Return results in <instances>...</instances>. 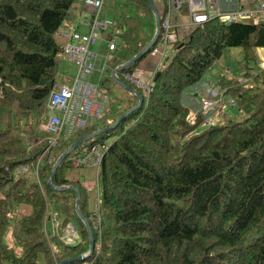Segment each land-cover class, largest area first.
<instances>
[{
    "label": "trees",
    "instance_id": "1",
    "mask_svg": "<svg viewBox=\"0 0 264 264\" xmlns=\"http://www.w3.org/2000/svg\"><path fill=\"white\" fill-rule=\"evenodd\" d=\"M81 1L0 0V264H59L89 251L76 191L55 189L49 178L71 144L113 124L139 101L126 89V96L111 95L109 84H115L113 70L152 41L155 15L148 0H104L118 41L102 79L108 111L45 152L50 134L41 125L50 93L65 77L59 67L67 58L66 39L59 32L65 26L79 30ZM154 3L161 20L166 3ZM155 45L121 72L138 71ZM230 47L264 48V18L228 23L213 17L180 35L152 91L138 89L141 106L60 163L54 186L81 189L79 208L95 242L101 241L98 254L66 264H264V67L248 65L257 54L244 55L241 79L226 72L211 78L226 107L210 122L204 123L201 106L191 120L184 101ZM96 144L104 156L91 204L82 182L93 169L75 167L72 158ZM69 223L78 233L73 243L66 241Z\"/></svg>",
    "mask_w": 264,
    "mask_h": 264
},
{
    "label": "built area",
    "instance_id": "2",
    "mask_svg": "<svg viewBox=\"0 0 264 264\" xmlns=\"http://www.w3.org/2000/svg\"><path fill=\"white\" fill-rule=\"evenodd\" d=\"M157 1L161 4L166 3V12L161 18L163 31L161 36L159 35L156 47L151 51L152 55L164 54L163 52L172 48L180 35L213 17H219L228 23L258 21L264 18V0H253L255 7L250 9L228 8L224 5L223 0ZM84 2L92 9L91 18L87 23L88 30L81 32L70 26H65L59 32L66 39L64 53L75 64L77 72L73 77H65L62 83L56 84L50 93L47 104L48 116L42 124L43 130L50 134L46 151L54 147L60 139L70 138L78 131L96 124L108 111L110 96L102 85V79L105 77L109 67L108 62L118 41L111 32L112 18L101 16L104 0H84ZM183 8L187 9L185 16L181 12ZM178 15L185 17L186 21H182L181 18L177 20ZM93 75L97 76V82L91 80ZM123 77L130 85L145 94L152 91L154 77L145 79L141 70L126 71L123 73ZM232 102L230 100V103ZM222 106L219 92L212 88L209 96L201 101V110L206 116L205 122H210L212 113L215 114ZM77 153L80 154L73 158L74 166L84 165L94 168L98 176L104 156L102 148L96 144L84 147ZM97 176L95 179H86L82 182L87 191L97 188L95 192L98 193ZM98 222H100L99 217ZM74 232L73 229V232L66 236L67 242L74 241L76 237Z\"/></svg>",
    "mask_w": 264,
    "mask_h": 264
},
{
    "label": "rangeland",
    "instance_id": "3",
    "mask_svg": "<svg viewBox=\"0 0 264 264\" xmlns=\"http://www.w3.org/2000/svg\"><path fill=\"white\" fill-rule=\"evenodd\" d=\"M182 10H184L187 13L186 8H183ZM101 16L111 17L112 11L107 9V8H103ZM177 18H178L177 20H180V18H181L182 21H186V18L183 16L180 17L178 15ZM56 38H57L58 42H60V43H62L64 41L63 37L60 35H56ZM259 49H261V48L245 49L243 47H230V48L225 49L222 58L219 61L215 62V64L212 66V68L207 71V73L205 74L206 75L205 80H203V82L199 83L198 85L206 83V82L210 81L211 78H215L218 75H220L221 73H225V72L232 75V76H235V73H236V75L241 79V76L244 73H242L243 70L240 69V65H245L247 63V60L244 58V55L246 54V52H249L250 55L258 54ZM145 60L146 59H144L143 61H145ZM258 61H259L258 58L257 59H254V58L250 59L249 64H248L249 67H253L254 70H257L259 68ZM239 71H241V72L239 73ZM59 72L61 73L62 76L73 77L76 74L77 69H76L75 64L72 61H70L68 58L65 57L62 60V62L60 63ZM91 80L93 82H97V76L93 75ZM207 84H209V82L206 83V85ZM198 85H196V86H198ZM109 88L111 90V95H113V94L124 95V96L127 95L125 88H123L120 84H118L116 82H115V84L110 83ZM212 88H214V87H212ZM225 107H226V105L222 106V108H225ZM227 109L230 110L231 107L226 108V111H227ZM217 113H218V110L215 112V114H217ZM189 118L191 120H194V114H191ZM204 123H206V122L204 121ZM41 128H42V125H41ZM42 130H43V128H42ZM48 150L50 151V149H47V151ZM45 152H46V149H45ZM92 169L93 170H91L90 173H88V175H86V179H95L96 178L97 171L94 170V168H92ZM97 180H98V178H97ZM96 190H97V188L95 190L89 191V192H91V195H90V203L91 204H93L96 201V199H95V194H96L95 191ZM23 211H26L25 208H23ZM69 224H68L69 227L67 226V229H66V236H68L71 232H73V229H74L75 230L74 234H76V237L74 238V241H75V239L78 237L76 227L73 223H69ZM93 225H94V228L97 229V231H99L101 228V220H100V222H98V217H96ZM100 235H101V233H100ZM100 235H98V236H100ZM73 242H70V243H73ZM100 247H101V241H100V238L98 237L97 243L95 242L93 254H98L100 251ZM86 264H90V263H86Z\"/></svg>",
    "mask_w": 264,
    "mask_h": 264
},
{
    "label": "water",
    "instance_id": "4",
    "mask_svg": "<svg viewBox=\"0 0 264 264\" xmlns=\"http://www.w3.org/2000/svg\"><path fill=\"white\" fill-rule=\"evenodd\" d=\"M149 5L155 15V19H156V24H157V31L156 34L154 36V38L152 39V41L139 53L137 54L135 57H133L131 60H129L128 62L123 63L121 66L117 67L116 69L113 70L112 73V79L120 84L123 88H125L126 90H128L130 93L135 94L137 96V98L139 99L138 104L133 107L131 110H129L128 112L124 113L121 117H119L113 124L101 128L99 130H96L94 132H90L87 133L85 135H83L81 138H79L77 141H75L73 144H71L59 157V159L56 161V163L53 166L50 178H49V185L55 189L58 190H67V189H74L76 191V204H75V209L76 212L78 214V216L80 217V219L83 221V223L85 224L87 231H88V235H89V240H90V248L89 251L86 254H82L79 255L77 257L74 258H69V259H65L62 262H60L59 264H66V263H70V262H74V261H79V260H85L86 258H88L89 256L92 255L93 251H94V247H95V238H94V233L92 231V228L88 222V220L85 218V216L82 214L79 206H80V200H81V190L78 187L75 186H65V187H56L53 184V179L55 176V173L57 171V168L59 167L60 163L72 152L74 151L76 148H78L80 145H82L83 143L89 141L90 139L97 137L103 133L108 132L111 129H114L119 122L124 119L127 114H129L130 112H132L134 109L138 108L141 106L142 102H143V96L141 95V93L132 85L128 84L126 81L121 80L118 77V74L126 69L127 67H129L130 65H132L133 63H135L136 61H138L139 59H141L142 57L146 56L149 52L150 49L153 47V45H155L158 41L159 35H160V31H161V20H160V14L158 13V10L156 8V5L154 3V0H148ZM160 72L158 71L156 73V76L154 78V80L157 79V77L159 76Z\"/></svg>",
    "mask_w": 264,
    "mask_h": 264
},
{
    "label": "crops",
    "instance_id": "5",
    "mask_svg": "<svg viewBox=\"0 0 264 264\" xmlns=\"http://www.w3.org/2000/svg\"><path fill=\"white\" fill-rule=\"evenodd\" d=\"M223 3L228 8L243 7L250 9L255 7L254 5L255 3L253 2V0H223ZM78 10L80 11L79 13L80 23L78 29L82 32H86L88 30L87 23L91 18L92 9L88 5H86L85 2L82 0ZM181 12L185 16V11L181 10ZM248 21L250 22L253 20H248ZM163 53L164 54H155L148 56L145 61L140 63L138 69L143 71V75L145 79H150L151 77L155 76V74L159 71L162 65L167 62L171 50H167V52H163ZM257 56L259 60L258 61L259 66L264 67V48L258 50ZM240 72L241 71H239V73ZM235 76H237L236 73ZM206 83H203L201 85L197 84L198 86L196 85L193 86L188 91L186 97L184 98V101L190 107V113L192 114H196V111L200 110L201 100L207 97L209 90L213 85V84L206 85ZM209 83H213V82H209Z\"/></svg>",
    "mask_w": 264,
    "mask_h": 264
},
{
    "label": "bare ground",
    "instance_id": "6",
    "mask_svg": "<svg viewBox=\"0 0 264 264\" xmlns=\"http://www.w3.org/2000/svg\"><path fill=\"white\" fill-rule=\"evenodd\" d=\"M16 62H17V61H16ZM13 63H14V61H13ZM18 63H19V62H18ZM18 63H17V64H18ZM75 153H76V152H75ZM71 154H72V153H71ZM75 155H76V154H75ZM72 159H73V158H72ZM70 160H71V159H70ZM31 169H32V168H31ZM22 171H23V170H22ZM1 173H2V172H1ZM5 174H6V173H5ZM13 174H14V173H13ZM13 174H12V175H13ZM55 176H56V175H55ZM11 178H12V176H11ZM13 179L15 180V178H13ZM19 179H20V178H19ZM10 180L12 181V179H10ZM10 180H9V181H10ZM118 180H119V179H118ZM3 181H4V179H3ZM21 182H22V181H21ZM41 182H42V180H41ZM114 182L116 183V181H114ZM6 183H7V182H6ZM16 183L18 184L19 181L16 182ZM16 183H15V184H16ZM53 183H54V182H53ZM121 183H122V182H121ZM3 184H4V183H3ZM7 184H9V183H7ZM22 184H23V183H22ZM117 184H118V183H117ZM113 185H114V184H113ZM113 185H112V186H113ZM13 186H14V185H13ZM17 186H18V185H17ZM74 186H75V185H74ZM117 186H118V185H117ZM15 187H16V186H15ZM15 187H14V188H15ZM18 187H19V186H18ZM113 187H114V186H113ZM118 187H119V186H118ZM3 188H4V186H3ZM6 188H7V187H6ZM8 188H9V187H8ZM40 188H41V187H40ZM109 188H110V187H109ZM9 189H10V188H9ZM17 189H18V188H17ZM17 189H16V190H17ZM22 189H23V188H22ZM115 189H116V187H115ZM11 190H12V189H11ZM11 190H10V191H11ZM80 190H81V189H80ZM114 191H116V190H114ZM118 191H120V190H118ZM124 191H125V190H124ZM128 191H129V190H128ZM128 191H127V192H128ZM11 192H12V191H11ZM107 192H109V190H108ZM127 192H126V193H127ZM137 192H138V191H137ZM141 192H142V191H141ZM17 193H18V192H17ZM17 193H16V195H17ZM116 193H117V192H116ZM119 193H120V192H119ZM128 193H129V192H128ZM131 193H132V192H131ZM3 194H4V192H3ZM10 194H12V193H10ZM10 194H9V195H10ZM13 195H14V194H13ZM16 195H15V196H16ZM24 195H25V194H24ZM116 195H117V194H116ZM121 195H122V192H121ZM123 195H124V194H123ZM145 195H146V194H145ZM145 195H143V196H145ZM6 196H7V195H6ZM119 196H120V195H119ZM119 196H118V198H119ZM125 196H126V195H125ZM127 196H128V195H127ZM10 197H11V195H10ZM10 197L7 196V198H10ZM20 197H21V196H20ZM14 198H15V197H14ZM17 198H18V196H17ZM8 200H9V199H8ZM12 201H13V200H12ZM0 202H1V201H0ZM2 202H3V201H2ZM13 202H14V201H13ZM162 202H163V201H162ZM15 203H16V202H15ZM164 203H165V202H164ZM2 204H3V203H2ZM10 204H11V203H10ZM16 204H17V203H16ZM11 205H12V204H11ZM0 206H1V205H0ZM5 206H6V205H5ZM4 208H5V207H4ZM6 208H7V206H6ZM6 208H5V209H6ZM6 210H7V209H6ZM13 210H14V209H13ZM0 213H1V212H0ZM101 216H102V215H101ZM2 227L4 228V226H2ZM93 230H94V229H93ZM138 231H139V230H138ZM54 235H55V234H54ZM121 235H122V234H121ZM122 236H124V235H122ZM53 237H54V236H53ZM53 239H54V238H53ZM178 262H179V261H178Z\"/></svg>",
    "mask_w": 264,
    "mask_h": 264
}]
</instances>
